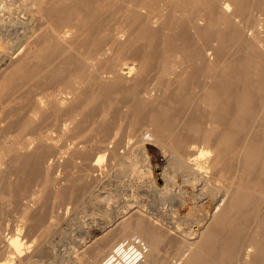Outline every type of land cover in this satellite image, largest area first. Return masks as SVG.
Returning a JSON list of instances; mask_svg holds the SVG:
<instances>
[{
    "label": "bare ground",
    "instance_id": "6f19581e",
    "mask_svg": "<svg viewBox=\"0 0 264 264\" xmlns=\"http://www.w3.org/2000/svg\"><path fill=\"white\" fill-rule=\"evenodd\" d=\"M21 5L0 27V264L51 263L69 224L87 264L133 234L154 264H264V0Z\"/></svg>",
    "mask_w": 264,
    "mask_h": 264
},
{
    "label": "rangeland",
    "instance_id": "374dc122",
    "mask_svg": "<svg viewBox=\"0 0 264 264\" xmlns=\"http://www.w3.org/2000/svg\"><path fill=\"white\" fill-rule=\"evenodd\" d=\"M19 3V4H18ZM4 5V6H3ZM7 5V6H6ZM19 6H22L21 5V0H17V3H16V0H0V27L2 26V27H4V26H8V25H10L11 23H13L14 22V19L15 18H17V16L19 15V13H20V8H19ZM10 7V8H9ZM19 11H18V10ZM10 10V11H9ZM11 12V13H10ZM6 13V14H5ZM3 14V15H2ZM10 19V20H9ZM3 22V23H2ZM6 22V23H5ZM13 27H15V26H11V27H9L10 29H11V35H13L12 37H11V35L9 36L10 38H8V39H10L11 41H13V40H15V37L16 36H18V34H20L19 32H21L22 31V29H21V27H15V28H13ZM12 28H13V30H12ZM15 29V30H14ZM17 29V30H16ZM21 30V31H20ZM14 35H15V37H14ZM12 38V39H11ZM144 170V172L146 173V174H148L147 172H146V170H147V168H145V167H143L142 168V171ZM153 175H154V173H153ZM138 179H136L135 181H136V184H134L133 186H136V187H133V186H130L129 187V191H127V190H123V193L120 195H118V193H116V195H115V197L111 200V208H114L115 210H117V209H119L120 211H122V210H125L124 208L125 207H127L128 205H130V204H128V203H130V201L128 202V199L130 200V197L132 196V192L133 191H135V192H137L138 191V189H140L141 188V185L143 184V182L142 181H137ZM139 182V183H138ZM136 188H138V189H136ZM113 190V189H115L114 187H109L107 190H108V192H110V190ZM136 189V190H135ZM111 190V191H112ZM113 192V191H112ZM129 192V193H128ZM127 193V194H126ZM124 195H126L127 197H125ZM125 197V198H124ZM129 197V198H128ZM127 201V202H126ZM124 207V208H123ZM123 208V209H122ZM122 209V210H121ZM87 213H89V211L87 212ZM84 216H85V219H86V225H87V227H89V228H87V229H94V228H97V225L99 224V228H100V226H101V224L105 221V220H109V218H110V220L113 218V216L114 215H109L108 216V218H107V216H105L104 218H103V216H102V218H101V216L98 214V215H95V214H92L91 212L89 213V215H91V218H90V216H89V219H87L88 218V216H87V214H83ZM83 215H81V216H83ZM92 216H93V218H92ZM99 216H100V218H99ZM83 219L82 220H84V217H82ZM101 219V220H100ZM104 221H103V220ZM91 220V222H89ZM85 221V220H84ZM97 221V222H96ZM102 221V222H101ZM2 222H3V220L2 219H0V223L2 224ZM94 224H93V223ZM88 223V224H87ZM89 223H91V224H89ZM97 223V224H96ZM93 224V225H92ZM96 227H95V226ZM2 226H4V224H2ZM67 228V229H65V228ZM69 227V228H68ZM94 227V228H93ZM72 228H73V224H69V225H64L63 226V228H62V230L63 231H67L66 233H68L67 234V236H66V234H64V233H61V232H58V233H55V235H54V239H55V243H59V244H57V246H56V249L54 250V254H55V251H56V255L54 256L55 257V260H53V259H51L50 261H54L55 263H57V264H63V263H65V262H62V259L64 258V261H67L66 263L67 264H87L86 263V261L84 262V260H82L81 259V256L82 255H79V251L81 252L83 249H84V247L82 246V244H80V245H77V243H80L79 241V239H81V238H83L82 236H84V238H85V236H86V238L88 239V236L87 235H85L86 233H84V234H82V235H80V234H78V233H76V231L75 232H73V234L74 235H76V234H78V235H76V238L74 237L73 238V235L72 234H70L71 233V230H72ZM74 228H75V226H74ZM73 228V229H74ZM71 229V230H70ZM5 231V230H4ZM98 231H100V230H98ZM69 234H70V236H69ZM61 235V236H60ZM56 236V237H55ZM80 238H79V237ZM61 238V239H60ZM71 238V239H70ZM78 238V239H77ZM58 239H60V240H58ZM66 239H67V241H66ZM74 241H73V240ZM58 240V241H57ZM70 240H71V242H70ZM60 241H62V244H61V242ZM78 241V242H77ZM66 242H68L71 246H68L67 244H66ZM76 242V243H75ZM63 243H65V244H63ZM73 243V244H72ZM60 247V251H59V247ZM68 246V247H67ZM78 246V247H77ZM58 247V248H57ZM65 247H67V248H65ZM71 247H73L72 249L73 250H69V248H71ZM75 247V248H74ZM80 247H81V250H80ZM77 248H79V251L77 250ZM83 248V249H82ZM65 251H64V250ZM69 251H68V250ZM78 251L77 253H76V250ZM33 250H34V252H33ZM71 251V252H70ZM74 251V252H73ZM58 252V253H57ZM66 252V253H65ZM68 252V253H67ZM173 253H169V259H170V262H168V263H172V264H179V263H182L183 262V260L185 259V257L187 256V254H188V251H187V248H184V249H181V250H176V251H172ZM31 253H36L39 257H40V259L42 260V263H44V264H51L50 262H49V257H47L48 255L44 252V251H42V249H40V248H32L31 249ZM59 254H62V255H59ZM59 255V256H58ZM70 256V258H69V256ZM186 255V256H185ZM58 256V257H57ZM62 258H61V257ZM65 256H67L68 258L66 259L65 258ZM72 256V257H71ZM78 256H79V258H78ZM59 257H60V259H59ZM74 257V258H73ZM77 257V258H76ZM73 258V259H72ZM58 259V260H57ZM66 259V260H65ZM72 259V261H68V260H71ZM78 259V260H77ZM174 259H176L175 261H174ZM45 260V261H44ZM60 260H61V262H60ZM75 261V262H74ZM41 263V264H42ZM54 263V264H55ZM20 264H24V262H22V263H20ZM53 264V263H52Z\"/></svg>",
    "mask_w": 264,
    "mask_h": 264
},
{
    "label": "built area",
    "instance_id": "2783aa9c",
    "mask_svg": "<svg viewBox=\"0 0 264 264\" xmlns=\"http://www.w3.org/2000/svg\"><path fill=\"white\" fill-rule=\"evenodd\" d=\"M148 251V242L142 236L133 234L116 242L101 264H154L147 259Z\"/></svg>",
    "mask_w": 264,
    "mask_h": 264
}]
</instances>
